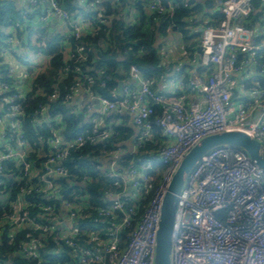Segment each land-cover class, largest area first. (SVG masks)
<instances>
[{
    "label": "built area",
    "instance_id": "built-area-1",
    "mask_svg": "<svg viewBox=\"0 0 264 264\" xmlns=\"http://www.w3.org/2000/svg\"><path fill=\"white\" fill-rule=\"evenodd\" d=\"M210 1L220 18L201 28L191 55L159 51L165 70L174 62L185 68V73L173 75V89L155 90L151 80L131 65L121 96L113 89L108 92L114 96L111 99L83 87L76 74L62 99L74 104L82 92L89 99L85 108L90 115L86 128L70 137L64 134L60 114L48 112V99L58 98L57 86L48 94L35 83L48 68V56L33 48L45 61L19 65L21 54L14 48L33 46L32 34L23 31L26 25L17 20L0 25V244L14 246L7 258L16 255L48 264L67 254L64 264H154L162 198L186 152L201 138L225 130L243 131L264 146V74L245 99L232 101L234 77L242 66L264 67L257 58L264 55V31L246 25L255 10L254 0ZM89 8L73 16L58 0H25L21 12L39 11L37 20L43 26L55 20L63 30L64 57L83 61L89 48L79 39L85 31L97 29L98 22H108L99 12L97 18L86 17ZM147 8L159 14L171 9L162 0H151ZM69 38L77 40L73 48ZM66 69L62 76H67ZM73 71L79 72L78 65ZM31 97L37 102L29 110L26 103ZM110 112L132 116L139 131L131 151L154 139L153 125L160 130L162 143L156 156L162 177L142 204L151 189L146 169L158 166L141 163L139 169L130 167L122 174L117 168L126 150L114 147L105 154L102 169L108 178L120 176L123 190L102 189L104 204L85 214L91 206L88 196L64 197L60 179L69 176L66 161L75 151L86 144L105 146L113 131L104 124ZM84 216L92 218L85 226L80 224ZM84 235L86 244L80 238ZM171 242L170 264H264V169L242 149L229 145L204 154L178 194Z\"/></svg>",
    "mask_w": 264,
    "mask_h": 264
},
{
    "label": "trees",
    "instance_id": "trees-1",
    "mask_svg": "<svg viewBox=\"0 0 264 264\" xmlns=\"http://www.w3.org/2000/svg\"><path fill=\"white\" fill-rule=\"evenodd\" d=\"M151 0H148V3ZM165 5L171 1L172 9L159 14L146 9H138L136 1L132 3L129 0H85L84 5H79L78 0H58L73 16L77 12H82L86 6L89 10L85 12L86 17L97 18V12L108 20L106 23L98 22V28L89 29L84 32L79 41H81L88 50L86 60L74 61L68 60L62 53L61 45L64 41L63 30L57 25L49 23L46 26L37 20L41 15L39 11L33 14H22L21 9L13 2L0 0V25L13 24L16 20L23 23L26 28L23 31L31 34L34 30L37 37L34 38V50H41L48 56V68L41 73L37 79V86H42L48 91V94L57 86L59 94L55 100L48 99V112L55 116L60 114L66 137L82 132L88 125L85 120L87 112L78 110L74 104L68 105L63 101V94L74 81L76 74L81 78L83 87H89L97 94L106 93L116 89L119 81H126L129 76V68L136 65L141 72L150 80L162 76L166 70L161 66L159 56V46L156 44L158 33H165L168 27L178 30L182 34L184 42L187 44L192 34H187L185 26L189 23H196L195 13L201 8L202 2L194 0H162ZM205 5L212 7V2L206 0ZM93 5V6H92ZM138 9V14L133 20H127L128 6ZM92 6V7H91ZM95 6V7H94ZM167 7V6H166ZM187 18V19H186ZM216 24L220 18L218 13L213 14ZM257 21L256 11L253 10L247 17L246 25L251 27ZM211 24V25H214ZM34 25V26H33ZM210 25V24H207ZM52 26V27H51ZM195 34V33H193ZM71 47L77 43V40L69 38ZM198 42L185 45V51L191 55L198 47ZM197 44V45H196ZM258 59L264 62V55L258 56ZM67 64V65H66ZM78 65L79 72L73 71ZM263 65V63L261 64ZM68 66L67 76H62L63 69ZM262 69V66H257ZM92 79V82L88 80ZM261 80V78H260ZM104 81V86L100 82ZM261 83V81H260ZM36 86V87H37ZM35 100L31 97L26 108L32 109L35 106ZM159 114L156 109L155 115ZM112 126V134L105 142L86 144L80 150L75 151L66 161L69 169V176L60 179L61 190L64 197L72 199L74 197L88 196L91 206L86 209L85 214H92L94 207L103 205V199L100 194L102 189L115 188L122 191L124 182L122 178H108L105 175L103 167V158L108 150L121 146L124 148V142L131 137L132 129L128 126ZM154 139L144 140L135 151H126L118 162L117 170L124 173L127 168H140V164L150 162V165L156 169L148 167L146 172L151 176V189L146 199L143 198L142 204L152 196L154 188L158 185L162 177V167L159 165L156 151L162 143L160 130L153 125ZM156 139V140H155ZM70 180V181H69ZM69 181V182H67ZM76 181V182H75ZM115 181L118 184H115ZM93 206V207H92ZM91 217V216H90ZM88 216L81 219V225H88L91 221ZM81 242L86 244L87 236H81ZM53 245V243H50ZM14 250V246L6 241L0 244V264H34L19 256L13 255L7 258V255ZM69 260V255L64 254L60 262L51 259L48 264H64Z\"/></svg>",
    "mask_w": 264,
    "mask_h": 264
},
{
    "label": "crops",
    "instance_id": "crops-1",
    "mask_svg": "<svg viewBox=\"0 0 264 264\" xmlns=\"http://www.w3.org/2000/svg\"><path fill=\"white\" fill-rule=\"evenodd\" d=\"M5 2H13L18 9H21L23 3L25 0H4ZM133 1H136V3L139 5L138 9H146L148 0H129L130 3ZM146 1V2H145ZM195 2H202L201 8L195 13L196 19L198 22L189 23L187 26H185L186 30H188L187 34H192L191 39L186 44L182 38L181 32L178 30H173L171 27H168L165 30V33H158L156 37V44L159 46V51L165 49L169 51L170 54H176L181 51H185V45H188L195 41L199 43L200 39V30L202 27L206 26L207 24H214L216 22L215 18H213L214 11L212 10V7H207L205 5L206 0H194ZM85 0H78L79 5H84ZM171 3V1H169ZM169 3V8L172 9V5ZM95 7V6H94ZM128 13H127V20H133L136 15L138 14V9L132 6H128ZM256 11V10H255ZM257 11H261L264 13V10L262 8L257 9ZM256 11V12H257ZM264 15V14H263ZM187 19V18H186ZM52 24L57 25L56 21H52ZM260 26V23L256 21L253 23V26H251L254 30H258V27ZM52 27V26H51ZM58 27V26H57ZM195 33V34H193ZM197 43V44H198ZM196 44V45H197ZM261 57V56H260ZM244 56H240V60H242ZM258 58V57H257ZM262 69L250 66L248 64L242 66L241 73L236 75L234 77L233 87H232V101L234 103H237L239 100L245 99L246 96L249 95V88L252 86L254 82H260V78L264 74V67ZM185 68H182L181 65H178L174 62L172 64L171 68L166 70V72L160 77L156 79L151 80V84L153 88L157 91H169L170 89H173V83L172 78L173 75L177 72H186L183 71ZM129 80V76L126 81ZM110 91V89H109ZM116 92H118V85L116 88ZM88 98L82 93L79 92L76 94V97L74 98V105L78 110H82L87 112L85 114V120L84 122L87 123V120L89 118L90 113L86 111L85 105L88 103ZM98 109V103L94 101V110L96 111ZM104 124L106 125H121V126H128L132 129V135L129 137L125 142V146L123 149L126 151H131L132 148L134 150V144L136 142V137L138 135V128L132 123V116L127 112L117 113V112H110L104 117ZM105 162V159L103 160Z\"/></svg>",
    "mask_w": 264,
    "mask_h": 264
},
{
    "label": "water",
    "instance_id": "water-1",
    "mask_svg": "<svg viewBox=\"0 0 264 264\" xmlns=\"http://www.w3.org/2000/svg\"><path fill=\"white\" fill-rule=\"evenodd\" d=\"M122 85L123 81H119L118 96L122 94ZM103 94L111 99L114 98V96L109 95L105 91H103ZM221 145H229L242 149L251 160L264 169V146L257 139L243 131L225 130L216 132L201 138L194 144L186 152L173 173L162 198L160 217L156 231L154 264H170L171 262V239L175 207L186 175L204 154L214 147ZM127 191H130L129 186L127 187Z\"/></svg>",
    "mask_w": 264,
    "mask_h": 264
},
{
    "label": "rangeland",
    "instance_id": "rangeland-1",
    "mask_svg": "<svg viewBox=\"0 0 264 264\" xmlns=\"http://www.w3.org/2000/svg\"><path fill=\"white\" fill-rule=\"evenodd\" d=\"M261 0H254L253 4L255 7V10L262 8L264 10V3L263 7L261 6ZM257 21L260 23V26L258 28L259 31L263 32L264 31V13L261 11H257ZM34 26V25H33ZM32 39L31 41L34 42V38L37 37V32L34 30L32 33ZM14 51L20 52L19 59L16 60V62L19 65H24V64H29V62L33 63H39V62H44L45 57L40 53L37 54L36 52L33 51L32 45H21V46H16L14 48Z\"/></svg>",
    "mask_w": 264,
    "mask_h": 264
}]
</instances>
